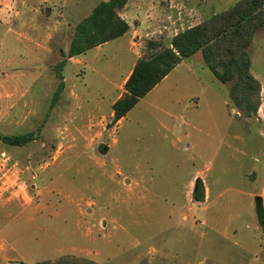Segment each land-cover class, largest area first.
<instances>
[{"label":"rangeland","instance_id":"374dc122","mask_svg":"<svg viewBox=\"0 0 264 264\" xmlns=\"http://www.w3.org/2000/svg\"><path fill=\"white\" fill-rule=\"evenodd\" d=\"M99 1L0 0V132L39 135L0 142V264H264V25L248 47L256 114L235 107L237 78L221 82L198 51L114 122L146 36L66 62L52 105L61 51ZM182 1L162 0L151 36L168 43L238 0H197L215 6L198 12Z\"/></svg>","mask_w":264,"mask_h":264},{"label":"trees","instance_id":"16d2710c","mask_svg":"<svg viewBox=\"0 0 264 264\" xmlns=\"http://www.w3.org/2000/svg\"><path fill=\"white\" fill-rule=\"evenodd\" d=\"M129 0H102L91 13L75 26L68 50H62L67 59L57 65L60 82L52 97L56 104L65 86L61 71L71 57H78L106 42L123 36L130 24L120 15ZM264 25V0H238L234 5L210 18L178 31L168 43L162 39L147 40V53L138 58L128 76L124 94L112 109L116 122L151 91L184 59L201 51L205 63L215 77L226 83L237 78L230 97L235 107L247 115L256 114L261 104V82L251 74L252 61L248 52L257 29ZM39 137L35 131L1 133L0 142L9 146H25ZM196 199H204V186L197 180ZM262 219L264 209L258 205Z\"/></svg>","mask_w":264,"mask_h":264},{"label":"crops","instance_id":"0c3cea01","mask_svg":"<svg viewBox=\"0 0 264 264\" xmlns=\"http://www.w3.org/2000/svg\"><path fill=\"white\" fill-rule=\"evenodd\" d=\"M169 1H171L173 4H174V1L176 2V5L171 4V6H177L178 4L179 5L180 4L183 5V1L182 0H169ZM198 1L197 0L196 1H193L192 5H189L188 6L189 10H196L198 12L199 10H205L206 8H213L214 9V7H215V6H212V4L211 3H208V2H205V4H207V5L200 6L199 3L201 1H203V0H200V2H198ZM219 1H221V0H219ZM99 2H97L96 4H98ZM160 4H163L162 3V0H129L127 2V4L125 5V7L120 11V15L130 24V29L123 36H121L119 38H125L126 37L127 38V41H128V44L131 47H133L134 45H136L138 43H141V40L140 39H142V36H146L149 39L150 38H156L154 36H151L150 33H152L153 31H158V29L156 27L157 21L155 19V16L159 13V6H160ZM93 8H94V6L92 7V9ZM144 8H145L146 14L143 12V9ZM89 10H90V8H89ZM135 10L137 12V16L134 13ZM166 10H168V9L166 8L165 11ZM169 10L171 11L170 13H172V10L173 9L169 8ZM175 12H176V10H175ZM214 14H216V13H214ZM134 21H135V23H134ZM140 28H145V30H146V34L145 35L140 32ZM176 33H177V31L172 34V37ZM127 35H129V36L127 37ZM100 46H103V45H100ZM100 46H97L95 48H98ZM91 50H94V48L91 49ZM89 51H87V52H89ZM85 54H82L81 56H78V57H71V58H69L68 62H71L73 64L76 61L82 62V61H84V55ZM138 58H139V55H138ZM134 65H135V63H134ZM134 65H133V67H134ZM133 67H132V69H133ZM132 69L130 70L128 76L132 72ZM128 76L126 77V79L128 78ZM252 160H253V164L255 165V167L257 166L259 168V152H257L254 155V157L252 158ZM209 169H210V166H208L207 168H205V170H198V171H207ZM256 201H257V208H258V205L261 204V202H262V199H261V196L260 195L259 196H256Z\"/></svg>","mask_w":264,"mask_h":264},{"label":"water","instance_id":"95a60500","mask_svg":"<svg viewBox=\"0 0 264 264\" xmlns=\"http://www.w3.org/2000/svg\"><path fill=\"white\" fill-rule=\"evenodd\" d=\"M108 149V147H105V151Z\"/></svg>","mask_w":264,"mask_h":264}]
</instances>
